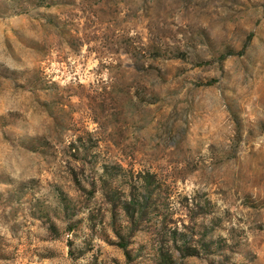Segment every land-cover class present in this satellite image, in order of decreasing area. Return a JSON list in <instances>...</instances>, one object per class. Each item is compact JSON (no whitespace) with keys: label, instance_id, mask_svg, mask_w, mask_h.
Masks as SVG:
<instances>
[{"label":"rangeland","instance_id":"obj_1","mask_svg":"<svg viewBox=\"0 0 264 264\" xmlns=\"http://www.w3.org/2000/svg\"><path fill=\"white\" fill-rule=\"evenodd\" d=\"M0 264H264V0H0Z\"/></svg>","mask_w":264,"mask_h":264}]
</instances>
